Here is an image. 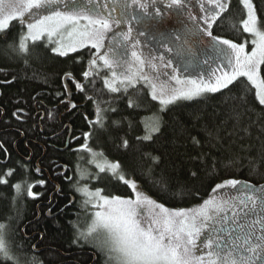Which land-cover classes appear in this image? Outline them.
Listing matches in <instances>:
<instances>
[{
	"label": "trees",
	"instance_id": "trees-1",
	"mask_svg": "<svg viewBox=\"0 0 264 264\" xmlns=\"http://www.w3.org/2000/svg\"><path fill=\"white\" fill-rule=\"evenodd\" d=\"M254 3L264 20V0ZM205 15L200 9L193 17ZM166 16L169 18L163 21L165 35L185 30L183 20L187 16L182 10ZM245 18L241 0H230L228 11L220 15L211 31L234 43L248 41L252 48L251 36L241 24ZM25 31L26 26L13 20L6 32H0V180L7 181L0 183V224L4 225L3 236L11 256L6 259L0 255V264H63L71 256L80 264L91 263V256L77 252L84 246L74 242L73 227L84 222L83 217L78 219L82 214L75 193L82 179L94 181L107 197H133L131 187L117 175L106 168L100 171L93 161L95 155L110 164H119L118 173L134 180L145 194L168 209L198 206L229 179L255 186L264 184V163L258 155L260 140L264 139L260 132L264 106L259 105L256 89L245 77L219 92L177 101L161 112L160 104L152 100L146 89L134 87L127 93H113L104 84L105 71L93 73L91 69L85 77L84 72L89 71V62L96 55L91 46L60 56L46 41H37L29 45L33 55L27 63L12 48L11 53L7 52L10 44H18ZM151 33L159 35L154 29ZM191 48L196 50L192 42ZM171 54L166 53V57L174 64L192 59L191 55L177 59ZM261 74L264 76V66ZM77 83L84 91L76 88ZM129 98L134 101L131 107ZM39 108L45 112L41 122V116H37ZM152 116L159 117L160 131L151 140L138 139L146 133L144 120ZM205 129L218 133L223 145L210 148ZM244 129L251 131V138ZM193 137L201 144H195ZM125 140L127 147L123 146ZM241 143L256 146L254 164L258 171L249 164L252 157H246L243 167L229 164ZM201 153L206 154L204 158L196 159ZM37 161L43 172H36ZM95 166L98 173L94 172ZM64 167L67 171L63 176ZM46 173L61 184V192L56 193L55 187L46 182ZM40 177L47 183L45 187L38 186ZM70 177L73 180L63 183ZM161 178L165 183H161ZM16 184L21 185L19 193ZM69 195L74 198L73 203ZM38 206L42 209L40 216ZM47 211L52 218L46 216ZM33 232L35 239H27ZM36 242L40 245L37 249L43 245L46 250L36 253ZM97 264H104L103 260Z\"/></svg>",
	"mask_w": 264,
	"mask_h": 264
},
{
	"label": "snow or ice",
	"instance_id": "snow-or-ice-1",
	"mask_svg": "<svg viewBox=\"0 0 264 264\" xmlns=\"http://www.w3.org/2000/svg\"><path fill=\"white\" fill-rule=\"evenodd\" d=\"M155 2L156 0H151L152 6ZM241 2L246 9V18L241 24L243 31L251 36L250 42L253 45L251 51L246 50L248 41L234 43L214 36L211 31L220 15L228 11L230 0H207L212 6L211 9L201 4L202 11L206 13L202 18L205 27H201L197 18L189 14V18L196 21L195 25L186 24L184 32L166 35L161 33L165 38L160 43L167 52L172 53L177 59L191 55L192 61L185 67H199L203 63L209 66L211 76L207 80L200 78L182 80L179 75H169L168 83H160L158 78L157 82L150 81L151 98L159 101L161 105L159 111H166L169 105L180 100L196 99L205 92H219L228 88L239 77H245L256 89L255 97L259 105L264 106V76L261 74V66H264V20L258 15L254 0ZM61 4L62 9L54 7ZM129 7L138 8L142 15L129 14L127 11ZM149 7L150 5L143 0H113L111 4L108 0H20L19 7L6 13L3 0H0V32H6L13 20L21 26H26L27 30L20 35L18 44L13 42L9 45L14 52L25 58V63L28 62L27 58L33 55L30 43L35 45L45 35L49 38L53 36L59 38V46L55 51L61 56L90 45L97 50L96 57L109 69L113 68V63L120 64V58L100 55L104 41H114L115 45L110 50L115 51L118 47L123 49L122 54H126L130 47L133 61L127 71L119 75L113 71V79L104 81L109 91L116 93L123 90L127 93L128 89L135 87L140 80H149L148 75L144 73L146 64L154 70L157 65L153 60H159L164 67H171L172 64L171 60L165 62L163 56H150L145 59L138 54L137 46L140 41L132 35L131 22L146 25L148 23L146 17L150 16ZM166 7L179 12L187 6L185 0H167ZM41 9L44 11L41 12ZM114 12H119V15L114 16ZM163 15L165 13L160 8H155V16ZM121 25L125 27L122 28ZM109 33L112 35L109 36ZM201 33L210 40L205 41ZM144 34V31L138 32V35ZM65 38L67 43L64 42ZM193 38L198 39L203 45V50H192ZM176 42H179L177 46H170ZM217 61L223 63L212 69L211 65ZM96 64V58L90 60L89 71L84 72L85 77L91 74V69ZM222 68L228 70L222 71ZM177 71V68L172 67V73ZM216 72L220 74L216 75ZM173 80L175 85L171 84ZM117 84L120 87H117ZM76 88L84 91L79 83L76 84ZM128 104L131 107L134 101L129 98ZM71 106L76 107L75 104ZM96 123H100L99 108ZM159 131L160 126L157 122L151 128H146L145 135L138 139L151 140L152 133ZM244 131L251 138V131L248 129ZM260 132L264 136V110L261 111ZM205 137L210 148L223 145L218 133L214 134L211 130L205 129ZM240 139L243 140V137ZM193 142L201 144L195 137ZM127 145L128 142L125 140L123 146ZM84 147L87 148V145ZM255 147L251 143H241L234 150L229 164H239L243 167L246 157H252L249 164H252V170L258 171L254 164ZM205 155L201 153L196 159L202 160ZM258 155L260 162L264 163V139L260 140ZM97 166L101 172L107 167L136 193L135 200H132L119 196L111 198L102 196L99 189L95 192H90L87 188L77 189L87 197L85 205L92 203L93 207L99 210L93 214L86 232L78 231L74 242L82 240L87 243L89 237L103 233L104 240L93 247L103 256L104 264H264V185H260V191L257 192L255 185L229 179L217 187L230 186L237 189L243 193V199L237 197L219 202L206 200L198 209L172 211L151 199L142 189H138L134 180L125 179L123 174L118 173L119 164L105 162V165ZM11 174V171L7 173L9 176ZM192 175L196 173L193 172ZM0 183L7 181L0 180ZM161 183H165L163 178ZM14 187L19 193L21 185L16 184ZM28 194L32 195L30 191ZM236 199H239V204L235 202ZM142 207L152 210L143 216L140 212ZM3 229L4 225L0 224V255L11 259ZM202 235L203 240L200 239Z\"/></svg>",
	"mask_w": 264,
	"mask_h": 264
},
{
	"label": "rangeland",
	"instance_id": "rangeland-1",
	"mask_svg": "<svg viewBox=\"0 0 264 264\" xmlns=\"http://www.w3.org/2000/svg\"><path fill=\"white\" fill-rule=\"evenodd\" d=\"M112 2H113V0H108V3L111 4ZM143 2L144 3H148L150 5V7L148 9V12L150 13V16L146 17V20L148 21V23L146 25H138L136 23V21H132L131 22L132 25H133L132 35H133V37H135L137 40L140 41L139 45L137 46L138 54H140L145 59L149 58L150 56L151 57L163 56L164 57V61L167 62L170 59L166 57V53H170V52H167L166 48L164 46H161V43H160L161 40H163L165 38L163 35H161V33L165 32L164 29L166 28V25L163 23V21H167V18H169V17L166 16V15H170L171 13H174V11H176V9H169L168 8L169 10H166V8H167L166 7L167 0H156L154 6H152L151 0H143ZM19 4H20V0H3V7H4L6 13L15 10L16 7H19ZM185 4H186L187 7L185 9H181V10L183 11V15H185L187 17L189 16V14L193 17V15H195L201 9V4H203L204 7L207 8V9H211V7H212L210 4L207 3V0H185ZM54 7L62 9V4L54 6ZM155 8H160L162 10V12L165 13V15H163V16H155ZM33 11H36V10H33ZM40 11L43 12L44 10L41 9ZM127 11H128L129 14L142 15L140 10L138 8H135V7H129L127 9ZM113 15L117 16V15H119V12H114ZM152 17H155V19L153 20ZM187 17L184 18V20H183L184 28H185L186 24L195 25V23H196V21H194L192 19L189 20ZM202 17L203 16L197 17V20L199 21V24H200L201 27H205V25H203V19H200ZM121 27L124 28L125 26L121 25ZM152 29L158 31L159 35L152 34L151 33ZM139 31H144L145 34L144 35H138ZM182 31L184 32L185 30H182ZM108 35L111 36L112 33H109ZM153 35H155V38H153ZM200 35H203V33H201ZM203 39L205 41L209 40L206 35H203ZM58 40H59V38L57 36H53V37L49 38L47 35H45L39 41H46L49 45H52L53 46L52 50H53L54 54L59 55L58 52L55 51V49L59 46ZM64 42L67 43V39L66 38H65ZM191 42L195 45L196 49L203 50V45L199 43L198 39L193 38V40ZM114 45H115L114 41L105 40L104 41V47L100 49V55H105L106 54L110 58L113 57V56H117V57L120 58V64L113 63V68L109 69L106 66H104L103 61L100 60L95 55V58L97 59V64H96L95 67L92 68L93 69V73L95 71L96 72L105 71L107 73V77H106L107 80H112L113 79V77H112V72L113 71H115L117 73V75H119L122 72L127 71V69L129 68L130 64L133 61V58L131 56L132 49L130 47H129V49H128L126 54H122L123 53V49H120L118 47H116L115 51L110 50ZM170 46L174 47V46H176V44H173V45H170ZM251 46L253 47L252 44H251ZM221 47H223V46H221ZM84 48H86V47H84ZM84 48H80L77 51H80V50H82ZM251 49L252 48H249L248 45H246V50L247 51H251ZM6 51L9 52V53L12 52L11 48L7 49ZM77 51H75V52H77ZM75 52H69L67 55L73 54ZM96 52H97V50H96ZM190 58H192V57H190ZM191 61H192V59H187L182 64H176V63L174 64V63H172L171 67H164V64L162 62H160L159 60H153V63H155L157 65L155 70L152 69L147 64L144 67V73L148 75L149 80L148 81L140 80L136 84L135 88L146 89L148 91V93L150 94V96H151V87H150V83L149 82L150 81L151 82H157L156 78H158V82H160V83H168V76L169 75H179L180 79H182V80L197 79V78L207 80L209 78V76H211V72L209 71V66L205 65L203 63H201L199 65V67H196V66L185 67ZM222 63H223L222 61H217L216 63H213L211 65V67H212V69H215L217 67V64H222ZM172 67L177 68V70H178L177 73H172ZM221 70L222 71H227L228 69L227 68H222ZM219 74H220V72H216V75H219ZM213 79H214V77H213ZM171 84L175 85V81L174 80L171 81ZM117 87H120V85L117 84ZM133 88L134 87H130L128 90L133 89ZM121 91L123 92V90H121ZM206 93H208V92H205L203 94H206ZM156 101L159 103L158 100H156ZM157 117L158 116H152V117H150V119L144 120L145 127L146 128H151L154 124H156L158 122V118H159V117L158 118ZM154 133H156V132H154ZM154 133H152V135ZM93 161L97 162L98 165L99 164L100 165H105V162L110 164V162L105 161L102 158H99L98 155L94 156V160ZM94 168H95L94 172L98 173V170H97L96 166ZM105 168L108 169L107 167H105ZM79 173L82 174L81 172H79ZM79 173H77V175H79ZM137 188L141 189L138 185H137ZM237 188H239V185L237 186ZM255 190L257 192H259L260 191L259 186H257ZM237 197H239L240 199H243V193L239 192L237 189L231 188L230 186H226L224 188H217L214 192H212L210 194V196L206 200H213L214 202H219L221 200H230V199H235ZM120 198L135 200L136 193L133 192V197H129V198L120 197ZM80 202H81L80 203L81 206H83L84 204L82 203V201H80ZM235 202L237 204H239V199H236ZM203 203H201L198 206L192 207V208L179 209V210L198 209V208H200L203 205ZM143 208L145 210V211H142L141 215H143V216H146L148 214V212L150 210H152V209H149L148 207H142L141 209H143ZM170 210L176 211L177 209H170ZM203 238L204 237L202 235L200 237V239L203 240Z\"/></svg>",
	"mask_w": 264,
	"mask_h": 264
},
{
	"label": "flooded vegetation",
	"instance_id": "flooded-vegetation-1",
	"mask_svg": "<svg viewBox=\"0 0 264 264\" xmlns=\"http://www.w3.org/2000/svg\"><path fill=\"white\" fill-rule=\"evenodd\" d=\"M41 114V115H40ZM37 116H41V118H40V121L39 122H41V121H43V119L45 118V112H42V110L39 108V111L37 112ZM50 117H52V115H51V113L49 112V114H48V119H50ZM39 127L41 128V131H42V127H41V125L39 124ZM71 136H72V131L70 130V132H69V134L67 135V147H68V145H69V143L71 142ZM75 140V139H74ZM73 142V141H72ZM26 145H27V143H26ZM32 153H33V151H32ZM39 165H40V168H39ZM35 169H36V172H43V169H42V167H41V163H40V161H37L36 162V164H35ZM40 175V174H39ZM63 175V174H62ZM46 178H47V180H46V182H50L54 187H55V189L57 190V188H59L60 190V192H61V184L58 182V181H55V180H53V178H51L50 177V174L49 173H46ZM64 176V175H63ZM71 180H73L71 177H70V179H64V182L63 183H65V182H68V181H71ZM38 181H39V183H38V186L41 188V186L42 187H45L46 186V182L45 181H43V179L40 177L39 179H38ZM82 183L79 185L80 187H79V189H81V188H87L88 189V191H90V192H95L96 190H100V194L102 195V196H105L104 195V193H103V190L101 189V188H99L97 185H96V183L94 182V181H91V180H87V179H82V181H81ZM95 186H96V188H95ZM39 188V189H40ZM55 190V191H56ZM76 194H77V202H80V201H82V203L84 204V201L87 199V197L86 196H84V195H82L81 194V192L80 191H76L75 192ZM69 196H71V198H73L72 197V195H69ZM52 197V196H51ZM107 197V196H106ZM110 198V197H109ZM52 200V199H51ZM71 202H72V199H71ZM81 203V202H80ZM50 204V203H49ZM42 206V205H41ZM80 211H81V216L80 217H78V219L80 218L81 219V217H83V219H84V222L83 223H81V224H77V225H75V227H73V229H74V231H75V233H76V236H77V234H78V231L79 232H86V230H87V226L90 224V222H91V220H92V217H93V214L95 213V211H97V210H99V209H97L96 207H93V204L92 203H88L87 205H83V206H81V204H80ZM37 211H38V213H39V216L40 215H42V209H41V207H39L38 206V209H37ZM142 211H145L144 210V208L143 209H140V212H141V214H142ZM46 216L48 217V218H52V216H51V212L50 211H47L46 212ZM25 232V231H24ZM36 233H34L33 232V234H31L32 236H26V238L27 239H35L34 237L36 236L35 235ZM34 235V236H33ZM104 234L103 233H99V234H96V235H94V236H92V237H89L88 238V242L87 243H84L82 240L79 242L81 245H83L84 247H80V249H78L79 251H77L78 253H81L82 255H85V256H87V255H89V256H91L92 257V260H91V263L90 264H97L98 262H99V260L100 259H102L103 260V263H104V258H103V256H101L97 251H96V249H95V247H93V245H96V244H99L100 242H102L103 240H104ZM77 245V244H76ZM38 246H40L39 245V243L38 242H36L35 243V245H34V247H33V250L36 252V253H41V252H43L44 250H46V248H45V246H41L40 247V250L39 249H37L36 247H38ZM88 250V251H87ZM73 257L74 256H71V257H69L68 259L69 260H67L66 262H63V264H80V260H75V259H73ZM86 259V258H85Z\"/></svg>",
	"mask_w": 264,
	"mask_h": 264
},
{
	"label": "water",
	"instance_id": "water-1",
	"mask_svg": "<svg viewBox=\"0 0 264 264\" xmlns=\"http://www.w3.org/2000/svg\"><path fill=\"white\" fill-rule=\"evenodd\" d=\"M39 168H40V165H39ZM66 171H67V167H64V172L62 173L63 175L66 173ZM59 188H57V190H56V193H58L59 192ZM75 200H74V198H72V203L74 202Z\"/></svg>",
	"mask_w": 264,
	"mask_h": 264
}]
</instances>
